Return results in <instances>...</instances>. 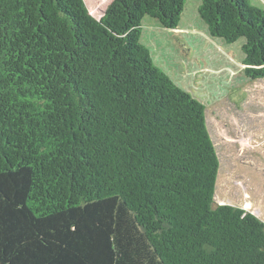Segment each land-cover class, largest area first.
<instances>
[{"label": "trees", "instance_id": "trees-1", "mask_svg": "<svg viewBox=\"0 0 264 264\" xmlns=\"http://www.w3.org/2000/svg\"><path fill=\"white\" fill-rule=\"evenodd\" d=\"M186 0H0V264H264V222L215 204L205 106L141 44ZM264 79V10L200 0Z\"/></svg>", "mask_w": 264, "mask_h": 264}, {"label": "rangeland", "instance_id": "rangeland-1", "mask_svg": "<svg viewBox=\"0 0 264 264\" xmlns=\"http://www.w3.org/2000/svg\"><path fill=\"white\" fill-rule=\"evenodd\" d=\"M112 0H84L99 20ZM264 10V0H249ZM200 0H186L177 30L144 17L140 42L154 64L205 106L219 160L215 204L237 206L264 222V79L244 76V39L212 38L200 19Z\"/></svg>", "mask_w": 264, "mask_h": 264}]
</instances>
